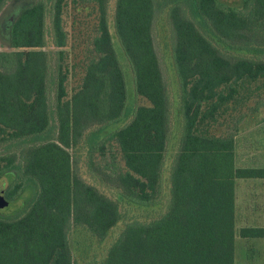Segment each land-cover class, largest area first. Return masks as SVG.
<instances>
[{
    "label": "trees",
    "instance_id": "16d2710c",
    "mask_svg": "<svg viewBox=\"0 0 264 264\" xmlns=\"http://www.w3.org/2000/svg\"><path fill=\"white\" fill-rule=\"evenodd\" d=\"M64 1L54 0L51 6L52 40L58 49L52 109L42 0L18 13L9 28L12 51L0 53V144H21L46 134L52 114L57 130L55 140L21 146V165L14 153L0 154V176L17 172L5 190L6 200H13L25 184L37 188L21 216L0 215V264H77L68 245L70 223L102 241L120 220L117 202L73 172L68 149L83 137L90 154L103 156L110 142L117 146L121 168L110 147V163L90 162L122 198L141 206L161 200L169 101L152 30L157 12L163 10L182 117L167 207L148 223L127 224L100 264H233L234 180L264 177V169L234 166L235 136L246 117L235 107L264 91V0H240V7L219 0H116L115 35L135 94L148 105L137 106L127 124L103 138L100 133L128 113L125 77L108 31L109 0H87L97 12L93 56L67 100ZM6 2L0 0V10ZM230 102L235 107L230 109ZM257 104L251 112L263 102ZM213 124L225 131L214 135ZM240 235L264 237V229L241 230Z\"/></svg>",
    "mask_w": 264,
    "mask_h": 264
},
{
    "label": "rangeland",
    "instance_id": "374dc122",
    "mask_svg": "<svg viewBox=\"0 0 264 264\" xmlns=\"http://www.w3.org/2000/svg\"><path fill=\"white\" fill-rule=\"evenodd\" d=\"M39 0H7L0 10V53H9L12 49L9 46V28L17 17L18 13L26 7H29ZM45 5L44 15V41L43 50L49 55V105L50 109L54 104V77H55V60L56 51L52 40L51 26V6L54 0H42ZM223 3L240 7V0H219ZM116 0H109L107 4V24L111 42L116 56L121 64L126 84L127 99L126 107L127 116L105 128L100 133V138L105 137L110 132L124 126L131 119L133 112L137 106H146L148 103L143 98L137 96L134 91L132 74L128 62L123 54L118 39L114 31L113 14ZM97 12L96 6L87 0H65L61 11V27L67 35L65 46L62 48L63 54V71L66 75L65 91L67 93L66 100L70 98L72 93L79 87L84 71V64L92 55L91 40L97 35ZM153 41L156 53L158 55L162 75L167 87L169 101V124L170 135L168 139L167 149L164 158L161 180V200L154 205L141 206L131 202L120 196L119 191L107 180L100 177L92 169V163L98 165H106L112 161V154L109 147L116 157V163L121 168V158L117 146L114 142L107 143L104 149V155L99 152L90 154L86 137L78 143L75 148L68 149L71 155L72 169L77 176L81 177L87 184L96 188V190L107 198L116 201L119 207L120 220L109 231L107 236L98 241L89 231L81 226H75L70 223L68 231V245L72 259L77 264H100L106 257L109 248L116 242L125 226L130 223H148L151 220L161 216L167 207L169 198V171L174 156L178 149L180 138V130L182 125V117L179 113V86L175 71L173 68L171 56V31L166 18V10L157 12L153 23ZM218 46L223 48L221 44ZM224 49V48H223ZM253 88V87H252ZM243 93L241 96H244ZM263 102L257 112L250 110L257 106V103ZM231 109L235 107L232 102L228 104ZM236 112L246 113V117L242 121L238 129L236 137L235 151V167L236 168H261L264 169V91L253 93L236 105ZM222 118L219 119L221 121ZM225 131L224 126L213 124L210 132L214 135H221ZM56 122L52 114L51 128L46 133L36 139H26L23 142L0 144V154L8 150L14 153L17 158L18 165H21V146H29L41 144L56 139ZM20 145V146H19ZM8 146V147H7ZM91 155V157H90ZM15 170L3 173L0 176V215L7 218H15L21 216L30 205L31 201L37 193V188L31 184H25L19 194L11 201L4 197L5 190L11 186L16 178ZM237 191H240L238 189ZM239 194V193H238ZM239 197V195H238ZM259 203V202H258ZM259 207L264 206V202ZM264 211V210H263ZM239 207L237 208V222L240 223L241 214ZM247 246L244 242H238L237 248Z\"/></svg>",
    "mask_w": 264,
    "mask_h": 264
},
{
    "label": "crops",
    "instance_id": "0c3cea01",
    "mask_svg": "<svg viewBox=\"0 0 264 264\" xmlns=\"http://www.w3.org/2000/svg\"><path fill=\"white\" fill-rule=\"evenodd\" d=\"M237 135L238 134H236L235 136L234 143H236ZM235 149L236 145H234V166L236 151ZM238 189H240V191H237ZM262 201L264 202V177L236 178L234 180L233 264H264V237H245L240 235L241 230L264 229V206L259 207V205L262 204ZM238 207L240 209L239 214H241V220H243L240 223H238L236 220L238 216ZM238 242L246 243V248L243 246L237 248Z\"/></svg>",
    "mask_w": 264,
    "mask_h": 264
}]
</instances>
